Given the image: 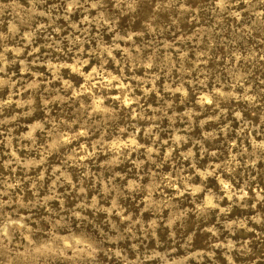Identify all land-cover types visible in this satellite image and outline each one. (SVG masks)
I'll return each instance as SVG.
<instances>
[{
	"label": "rangeland",
	"instance_id": "1",
	"mask_svg": "<svg viewBox=\"0 0 264 264\" xmlns=\"http://www.w3.org/2000/svg\"><path fill=\"white\" fill-rule=\"evenodd\" d=\"M0 264H264V0H0Z\"/></svg>",
	"mask_w": 264,
	"mask_h": 264
}]
</instances>
